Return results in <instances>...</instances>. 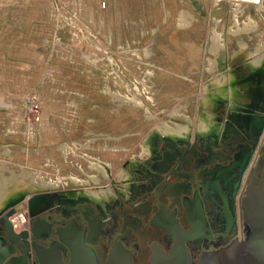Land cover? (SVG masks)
Instances as JSON below:
<instances>
[{
  "label": "rangeland",
  "instance_id": "obj_1",
  "mask_svg": "<svg viewBox=\"0 0 264 264\" xmlns=\"http://www.w3.org/2000/svg\"><path fill=\"white\" fill-rule=\"evenodd\" d=\"M107 2L101 11L96 0H0V161L9 169L60 179V189L77 186L73 178L99 182L95 163L104 172L110 166L119 180L125 164L150 153L152 133L169 137L164 121L183 125L184 117H171L170 110L189 104V116L182 113L198 121L196 132L200 118L212 115L203 98L213 82L215 31L230 51L240 42L254 49L259 43L248 42L249 32L233 33L248 28L251 16L259 21L257 10L216 9L213 0ZM183 15L190 26L180 25ZM214 20L224 26L216 28ZM110 35L121 36L122 63L104 53ZM115 61L124 72L122 87L103 89L105 78L116 77ZM240 92L248 98L246 87ZM113 94L136 97L143 107Z\"/></svg>",
  "mask_w": 264,
  "mask_h": 264
},
{
  "label": "flooded vegetation",
  "instance_id": "obj_2",
  "mask_svg": "<svg viewBox=\"0 0 264 264\" xmlns=\"http://www.w3.org/2000/svg\"><path fill=\"white\" fill-rule=\"evenodd\" d=\"M241 57L219 58L218 70L240 76V91L250 85L251 108L217 101L216 132L152 133L150 153L125 164L119 180L105 164L99 182L50 191L49 208L28 214L26 226L13 225L17 212L0 219V264H200L243 241V200L264 186V61L252 67L255 58Z\"/></svg>",
  "mask_w": 264,
  "mask_h": 264
},
{
  "label": "bare ground",
  "instance_id": "obj_3",
  "mask_svg": "<svg viewBox=\"0 0 264 264\" xmlns=\"http://www.w3.org/2000/svg\"><path fill=\"white\" fill-rule=\"evenodd\" d=\"M237 23V21H236ZM181 26H190L189 20L183 15L181 18ZM248 27V26H247ZM250 28H242L238 29L237 31H234L233 33L240 34L243 32H248ZM234 30V29H233ZM211 48H210V53H212V56L217 57L218 52L220 51L221 48L224 47V45L221 43V36L218 32H214V35L212 36L211 39ZM240 47L243 50L246 45L242 42H240ZM243 52V51H242ZM238 53V52H237ZM250 55H248L249 58ZM255 57V56H254ZM211 59L210 60V68L209 72L213 74V82L209 85L206 86L204 89V98L203 102L205 107H210L212 104H214L217 101H223L226 100L232 108L238 111H244L246 109L251 108L253 105H246L245 104V99L246 97L241 94V92L237 89L236 84H237V78L233 73L230 74H218L216 73V59ZM261 58H255L251 62L252 67H258L260 66ZM262 66V65H261ZM256 69V68H255ZM254 69V70H255ZM254 72V71H253ZM241 87H246L247 90V96L250 94V85L245 84L242 85ZM257 88V87H256ZM118 101L122 102H127L130 104H133L136 107H143V103L136 97H128V96H121L118 94H113ZM263 103V102H262ZM261 106V105H260ZM182 108L184 107H177L174 110H170V116L171 117H184L187 119L189 122H193V120L186 116L184 113H182ZM243 113V112H242ZM210 114H204V117L200 118L199 122V131L200 132H216L214 127L210 126ZM153 118V117H151ZM163 127L165 128V134H169V137L172 138H183L182 133L184 132H189V128L185 127L181 124L176 125V128L169 125L165 121L163 122ZM221 129V128H220ZM161 133V132H160ZM186 139V138H185ZM10 152L6 150V154L8 155ZM0 167H2L3 170H6L10 172V176H4L2 181H0V210L5 207V205L15 196L19 194H34L37 192H50L57 190V188L60 187L61 180L56 179V180H46L41 176V173L39 171H31L28 169H22L21 172H16L11 169H8L5 166L4 162H0ZM93 167L97 169L99 172H101L104 176L106 175V172L103 171V168L101 164H93ZM5 171V172H6ZM5 174V173H4ZM74 182L79 185H84L85 182L80 181L79 179L73 178ZM96 180V179H95ZM91 193V192H89ZM50 197V196H49ZM98 202V201H97ZM25 217L21 216L19 218V221H24Z\"/></svg>",
  "mask_w": 264,
  "mask_h": 264
},
{
  "label": "water",
  "instance_id": "obj_4",
  "mask_svg": "<svg viewBox=\"0 0 264 264\" xmlns=\"http://www.w3.org/2000/svg\"><path fill=\"white\" fill-rule=\"evenodd\" d=\"M259 83L263 88L264 74L259 75ZM48 194L37 192L15 196L0 210V219L9 222V217L23 210L25 205L31 218L39 216L50 206ZM242 210L248 228L246 238L206 254L200 264H264V186L246 193Z\"/></svg>",
  "mask_w": 264,
  "mask_h": 264
},
{
  "label": "built area",
  "instance_id": "obj_5",
  "mask_svg": "<svg viewBox=\"0 0 264 264\" xmlns=\"http://www.w3.org/2000/svg\"><path fill=\"white\" fill-rule=\"evenodd\" d=\"M98 3V7L101 11H105L108 7V2L107 0H96ZM220 5L224 6L227 5L228 7L231 6L230 8H237L238 11L240 12H244L246 10H257L260 13V20L257 21L255 20L252 16L249 19H246L245 22L247 23V26L249 29V34H247V36L250 37L249 41H252L253 39H257V41L259 42L256 49L258 47L264 46V0H213V7H215L216 9L220 8ZM241 14V13H240ZM221 21V20H219ZM235 23V20H234ZM73 25H75V23H73ZM246 25V24H245ZM234 26V25H233ZM105 43L107 44L106 48H105V55L112 58V59H119L120 63H122V58H123V42L121 39V36L118 35L116 38H113V36H105L104 37ZM222 43L224 44L226 42V38H222ZM227 44V43H226ZM114 45L115 51H109V48H112ZM249 46V45H247ZM254 49V50H256ZM224 52V50H222ZM264 54V53H262ZM261 54V55H262ZM112 64V63H111ZM115 74L116 77L114 79V81L109 80L108 78H105L103 80V89H109L114 87L115 89H120L122 87V83H123V69L120 65L117 64V62L115 61ZM104 72V71H103ZM100 177V175H99ZM92 180V179H91ZM28 215V211L26 210H22L19 211L14 217H12L11 221L13 223V225H18L21 224L22 227L26 226V223H24V221L22 223L19 222V218L21 216H24L26 218V216Z\"/></svg>",
  "mask_w": 264,
  "mask_h": 264
},
{
  "label": "crops",
  "instance_id": "obj_6",
  "mask_svg": "<svg viewBox=\"0 0 264 264\" xmlns=\"http://www.w3.org/2000/svg\"><path fill=\"white\" fill-rule=\"evenodd\" d=\"M223 23V22H222ZM213 25H215V27L216 28H220V27H223V26H221V21H219V20H214L213 21ZM218 29H217V31H218ZM213 31H214V29H212ZM221 37L222 38H224V34H221ZM221 38V39H222ZM221 43H222V40H221ZM223 44V43H222ZM224 46H225V49H223L224 50V52L221 50L220 52H218V55H217V57L215 58L216 59V66H215V69H216V73H218V74H230L232 71H231V68L230 67H226V69L224 70V71H220V70H218V60H219V58H228V56H230V55H232V56H235V55H237L238 57L240 56V55H243V57H241V58H239V60H241V59H244V58H248V55H250L249 56V58L251 59V58H261V59H263V60H261V62H260V65L262 64V62L264 61V54H262V53H264V46H261V47H258L256 50H250V49H248V46L246 45V47L242 50L241 49V47H239V49H238V51H236V48H234L235 50H233V49H231V50H233V51H229V48H228V46L226 45V42L223 44ZM243 51V52H242ZM238 52V53H237ZM240 54V55H239ZM262 54V55H261ZM211 55L209 54V52H208V57H207V60L209 61V57H210ZM255 56V57H254ZM208 61H207V63H208ZM208 65H209V63L207 64V68L205 69V70H207L208 71ZM228 68V69H227ZM189 104H185V105H183V107H184V109H183V111H184V113H186L188 116H189V106H188ZM213 106V104L210 106V107H212ZM191 118H192V116H190ZM210 117V119H211V116H209ZM193 119V118H192ZM194 120V119H193ZM196 120H194L193 122H189V121H187V120H185L184 118H183V126H185V127H188L189 128V132H184L183 133V139H185V138H187V137H190L191 135L192 136H194L195 137V135H197V134H199V132L200 131H197L196 132V126H197V123H198V121H196ZM212 120H210V126L212 127ZM193 128H195V131L193 130ZM5 153V155L6 156H8L7 154H6V151L4 152ZM4 158H7L6 160H9V158L8 157H4ZM11 160H13V159H11ZM10 160V162H12ZM0 162H2V161H0ZM5 163V166L9 169V167H8V164L6 163V162H4ZM11 166L13 167V168H15V169H18L19 168V166H21V165H19L18 167H15V166H13V164L11 163ZM22 169V168H21ZM0 170H1V172H0V181H2V179H3V177L5 176H8V175H11L10 174V172H8V171H6V170H3L2 169V167H0ZM6 171V172H5ZM5 173V174H4Z\"/></svg>",
  "mask_w": 264,
  "mask_h": 264
}]
</instances>
